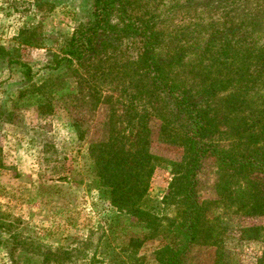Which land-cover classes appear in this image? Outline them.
Wrapping results in <instances>:
<instances>
[{"label": "rangeland", "instance_id": "1", "mask_svg": "<svg viewBox=\"0 0 264 264\" xmlns=\"http://www.w3.org/2000/svg\"><path fill=\"white\" fill-rule=\"evenodd\" d=\"M186 1L137 0L136 5L158 13L169 46L201 44L207 24L219 21L218 16L228 22L253 16L255 32L264 33V0H241L249 3L241 16L233 0L230 6L220 2L217 12L218 1ZM91 6L92 0H0V264H40L46 248L73 250L90 235L92 247L99 230L109 226L111 243L115 238L119 246L127 244L138 229L137 220L116 218L99 192L89 151L112 139L128 146L134 141L129 121L142 116L149 150L163 160L150 179L146 207L159 218L173 216L163 200L173 176L171 163L180 161L181 151L160 140L161 123L143 93L145 80L131 77L135 41H114L108 50L86 55L72 70L48 68L73 31L90 21ZM50 78H57L54 89L42 94L36 87ZM229 101L233 97L223 96L215 104L219 109ZM249 178L264 192V175ZM219 179L231 188L228 174L206 160L196 177L201 200L217 197ZM215 216L221 243L194 247L186 264H213L217 257L219 264H257L262 244L242 239L240 230L264 226V217L239 215L225 206H213L209 218ZM162 243L160 237L144 243L143 264H157L154 252Z\"/></svg>", "mask_w": 264, "mask_h": 264}, {"label": "trees", "instance_id": "2", "mask_svg": "<svg viewBox=\"0 0 264 264\" xmlns=\"http://www.w3.org/2000/svg\"><path fill=\"white\" fill-rule=\"evenodd\" d=\"M216 1L215 12L222 10L220 2L231 5L229 0ZM240 3L232 2L237 16L249 5ZM136 4L137 0H92L90 21L73 31L61 56L54 55L48 68L72 70L86 55L106 51L114 41H135L138 49L129 58L130 75L145 80L143 93L154 103L160 140L181 151L180 161L171 163L173 176L163 200L172 207L173 216L159 218L146 207L150 179L163 160L149 150V130L142 116L138 122L129 121L134 141L128 146L112 139L89 151L103 199L116 218H136L137 231L119 246L115 238L111 243L106 236V231L113 234L109 226L99 230L92 247L90 235L73 250L46 248L39 255L40 264H143L140 249L159 237L164 243L154 252L156 263L186 264L194 247L221 243L219 217L209 218L213 206L264 217V192L249 178L264 175V33L255 32L253 16L232 22L218 16L219 21L207 24L201 44L169 46L158 13ZM56 79L45 80L36 89L49 94ZM223 96L234 101L218 109L215 101ZM209 159L231 180V188L218 180L212 201L200 199L196 182ZM240 235L262 244L257 264H264V226L241 228ZM219 262L217 257L213 264Z\"/></svg>", "mask_w": 264, "mask_h": 264}]
</instances>
